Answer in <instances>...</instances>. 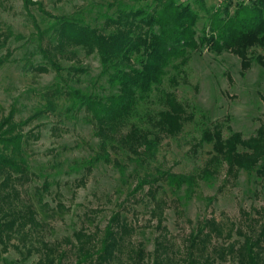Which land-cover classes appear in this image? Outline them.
Returning <instances> with one entry per match:
<instances>
[{
    "label": "trees",
    "instance_id": "16d2710c",
    "mask_svg": "<svg viewBox=\"0 0 264 264\" xmlns=\"http://www.w3.org/2000/svg\"><path fill=\"white\" fill-rule=\"evenodd\" d=\"M22 1L27 12L34 5L30 0ZM146 1L141 7L119 2L111 16L103 14L100 27L71 17L55 18L45 33L33 24L40 41L49 34L47 49L40 48L47 63L39 64L37 71L46 73L50 66L60 77L63 68L59 59L74 61L78 50L98 58L101 67L98 79H106L113 92L104 97L80 91L67 93L72 101L68 111H83L98 140V151L87 162L88 166L102 162L113 165L121 175L126 167L113 159L112 154H121L142 167L146 158L155 156L161 134L174 138L181 133L185 108L173 91L164 89V84L167 81L177 86L176 75L184 74L182 68L192 52L208 47L220 54L228 47L241 60L243 69L249 68L253 61L264 68V56H250L252 48L264 50V0L237 2L232 14L228 11L231 0L221 12L206 8L204 0ZM202 12L207 17L201 31H197ZM9 36L0 28V52L6 48ZM9 56V52L0 56V67ZM79 72L85 73L73 69L74 74ZM153 93L162 95L163 108L156 113L152 130L131 121L137 117L141 103ZM59 94L58 89L44 94L43 108L26 119L17 118L14 107L0 119V258L12 247L22 257L8 264H22L34 253L39 254L38 264H67L69 254V264H114L123 258L127 264H223L229 259L231 264H264V211L257 212V220L243 212L245 220H249L247 232L232 222L223 227L212 218L204 219L185 239L182 252L174 250L176 246L163 226L166 202L157 198L163 184L174 190L186 186L190 191L200 181L213 180L222 167L226 168L227 176L235 177L240 171L264 176V124L246 140L237 132L223 138L218 125L205 130L200 144L210 145L212 153L198 175L160 170L133 172L134 184L126 202L139 203L145 198L153 203L150 214L157 220L161 234L152 252H146L141 243L133 244L134 230L121 210L111 215L103 230L73 232L72 238L66 239L69 252L42 238L36 239L34 246L31 240L36 234L39 236L41 225L35 205L25 196L24 188L31 175L25 149L30 140L38 139V134L25 129L43 115L56 111ZM80 183L84 185L82 180ZM47 187L46 184L36 191L38 202ZM120 207L126 209L124 204ZM233 236L237 239L230 242ZM213 238L222 239L223 243L209 244ZM15 240L22 245L14 244Z\"/></svg>",
    "mask_w": 264,
    "mask_h": 264
},
{
    "label": "rangeland",
    "instance_id": "374dc122",
    "mask_svg": "<svg viewBox=\"0 0 264 264\" xmlns=\"http://www.w3.org/2000/svg\"><path fill=\"white\" fill-rule=\"evenodd\" d=\"M30 1L34 5L28 7V13L22 0H0V28L5 34H10L6 48L0 52V56L10 53L6 63L0 67V119L12 107L17 111V118L26 119L43 108L44 94L59 90L56 111L43 115L25 129V132L38 134V139L30 140L25 149L31 174L24 188L25 196L35 205L36 218L41 225L39 236L36 234L31 243L36 246V239L42 238L69 252L66 239L72 238L73 232L80 229L88 233L103 230L111 215L121 210L134 230L131 235L133 244L141 243L146 252H152L161 232L156 227L157 220L150 214L152 202L145 198L139 203L126 202L134 184L131 175L134 171L155 173V170L200 174L212 153L210 145L200 144L201 135L215 125L221 127L223 138L231 132L240 133L245 140L254 136L264 124V68L253 61L249 68L243 69L241 60L228 47L220 54L208 47L192 52L187 65L182 68L184 74L176 75L177 86L167 81L164 84V89L173 91L185 108L181 133L174 138L161 134L155 156L146 158L142 167L121 154H112L113 159L126 167L124 175L113 165L102 162L88 166L87 162L98 151V140L93 136L92 126L83 111H68L72 101L66 94L80 91L104 97L113 91L106 79H98L101 71L98 58L81 50H78L74 61L59 59L58 63L63 68L60 77L50 66L46 73L37 71L39 64L47 63L40 48L47 49L49 34L40 41L33 24L35 22L45 33L55 18L71 17L100 27L104 21L103 14L111 16L119 2L141 7L147 1ZM204 1L206 8L221 12L229 0ZM237 2H229L230 14L236 9ZM201 17L197 31L203 28L207 15L202 12ZM250 56H264V50L252 48ZM73 69L85 73L74 74ZM161 98L160 93H153L141 103L137 117L131 122L152 129L156 113L163 108ZM46 184L47 191L38 202L36 191ZM157 198L166 202L163 226L176 246L174 250L178 248L183 252L185 239L204 219L212 218L223 227L232 222L247 232L249 220H245L243 212L257 220V212L264 211V176L245 171H240L235 177L227 176L226 168L222 167L213 180L200 181L190 191L186 186L174 190L163 184ZM122 204L125 210L120 207ZM235 239L237 237L233 236L230 242ZM221 240L213 238L209 244H222ZM14 244L22 245L17 240ZM21 251H24L22 247ZM69 256L65 261L67 264L71 261ZM21 257L11 247L8 253L1 255L0 264L20 260ZM39 258V254L34 253L22 264H38ZM114 264L127 262L123 258ZM223 264H231V260Z\"/></svg>",
    "mask_w": 264,
    "mask_h": 264
},
{
    "label": "built area",
    "instance_id": "2783aa9c",
    "mask_svg": "<svg viewBox=\"0 0 264 264\" xmlns=\"http://www.w3.org/2000/svg\"><path fill=\"white\" fill-rule=\"evenodd\" d=\"M238 2H241L243 4H248L250 2V0H237Z\"/></svg>",
    "mask_w": 264,
    "mask_h": 264
}]
</instances>
